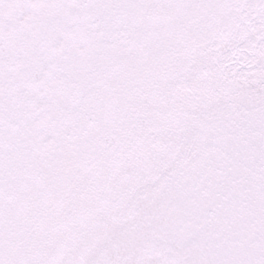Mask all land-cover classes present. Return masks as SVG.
<instances>
[{"label":"snow or ice","instance_id":"6c2138e0","mask_svg":"<svg viewBox=\"0 0 264 264\" xmlns=\"http://www.w3.org/2000/svg\"><path fill=\"white\" fill-rule=\"evenodd\" d=\"M0 264H264V0H0Z\"/></svg>","mask_w":264,"mask_h":264}]
</instances>
